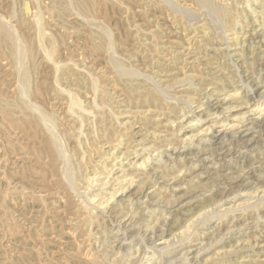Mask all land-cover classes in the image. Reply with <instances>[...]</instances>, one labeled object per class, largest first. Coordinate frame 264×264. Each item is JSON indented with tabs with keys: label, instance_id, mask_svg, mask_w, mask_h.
<instances>
[{
	"label": "rangeland",
	"instance_id": "obj_1",
	"mask_svg": "<svg viewBox=\"0 0 264 264\" xmlns=\"http://www.w3.org/2000/svg\"><path fill=\"white\" fill-rule=\"evenodd\" d=\"M213 2L226 18L209 20L212 13L198 0H0V18L19 39L39 43L27 64L32 88L23 100L20 62L0 39V264H264V0ZM37 15L45 21L40 37L32 25ZM122 69L133 75L118 76ZM91 79L106 94L108 113L99 112L107 119L90 118L84 138L72 141L82 146L73 165L84 157L82 176L88 178L72 182L63 161L55 166L58 176L48 167L44 147L49 139L63 154L72 147L62 139L71 123L67 97L85 101ZM19 98L54 120L30 110L21 116L14 108ZM94 121L111 122L119 133L110 130L102 139L99 131L93 139L100 130L97 124L92 132ZM208 213L211 218L202 220ZM191 221L184 236L175 235L181 229L168 234L170 224L181 228ZM220 250L230 254L205 260Z\"/></svg>",
	"mask_w": 264,
	"mask_h": 264
},
{
	"label": "bare ground",
	"instance_id": "obj_2",
	"mask_svg": "<svg viewBox=\"0 0 264 264\" xmlns=\"http://www.w3.org/2000/svg\"><path fill=\"white\" fill-rule=\"evenodd\" d=\"M34 1V0H33ZM196 1V0H195ZM199 2H200V4L203 6V7H205L207 10H209L210 11V14L212 13V15H211V17H209V20H210V18H212L213 17V15L217 18V19H223V18H226L227 16H228V14L225 12V10L223 9V8H220V7H218L214 2H213V0H198ZM223 1V0H222ZM68 2V1H67ZM194 2V1H193ZM165 3V2H164ZM190 3V2H189ZM218 3V2H217ZM220 3V2H219ZM54 4V3H53ZM222 4V3H221ZM226 4V3H225ZM11 5H12V3H11ZM22 5H23V3H22ZM27 3L25 2L24 3V5L23 6H26L27 7ZM174 5H176V4H174ZM198 5V4H197ZM219 5V4H218ZM224 5V4H223ZM22 6V7H23ZM69 6V5H68ZM177 6V5H176ZM247 6V5H246ZM168 7V6H167ZM188 7V6H187ZM226 7V6H225ZM30 8H32L33 9V7H32V4H31V7ZM42 8V7H41ZM70 8V10H71V7H69ZM178 8V7H177ZM76 9V8H75ZM179 10H178V12L180 11V7L178 8ZM187 9V8H186ZM194 9V8H193ZM192 9V10H193ZM204 9V8H203ZM35 10H37L36 8H35ZM174 10V9H173ZM15 11V10H14ZM29 11V10H28ZM171 11V10H170ZM199 11H201V10H199ZM18 12V11H17ZM51 12V11H50ZM174 12V11H173ZM175 12H177V11H175ZM178 12H177V14H178ZM181 12V11H180ZM207 12V11H206ZM76 13V12H75ZM185 13H187V12H185ZM189 13V12H188ZM187 13V14H188ZM200 13V12H199ZM209 13V12H208ZM9 14H10V12H9ZM37 14V13H36ZM77 14H79V13H77ZM180 14V13H179ZM193 14V13H192ZM196 14V13H195ZM198 14V13H197ZM206 14V13H205ZM181 15V14H180ZM189 15V14H188ZM187 15V16H188ZM207 15V18H208V14H206ZM45 16V15H44ZM70 16V15H69ZM177 16V15H176ZM182 16V15H181ZM199 16H200V14H199ZM36 18L35 19H33L34 20V23L32 24L33 26H34V28L36 29V33H38V36L40 37V35L42 34V25H41V22H43L44 20H42L41 21V17H40V15H37V16H35ZM71 17V16H70ZM77 17H80L79 15L77 16ZM84 17V16H83ZM183 17V16H182ZM240 17V16H239ZM12 18V17H11ZM10 18V19H11ZM32 18H34V17H32ZM44 17H42V19H43ZM49 18V17H48ZM69 18V17H68ZM177 18V17H176ZM197 18V17H196ZM200 18V17H199ZM7 19H9V18H7ZM9 19V20H10ZM72 19V18H71ZM80 19H81V17H80ZM180 19H181V17H180ZM203 19V18H202ZM5 20V19H4ZM4 20L2 19V18H0V39L2 38L3 39V41L6 43V46H7V48H8V51H9V54L12 56V57H15V58H17L18 60H19V62H20V64H19V66H20V71H19V81H20V87H21V89H22V91H23V93H24V98L25 99H23V100H26V98H27V96L31 93V88H32V86H31V78H32V74H31V70H30V68L27 66V64H28V61L30 60V57H31V55L33 56V49H34V47H35V45L37 44H39L37 41H35V42H33V41H31V40H25V39H19V35L16 33L17 31H15V29H13L14 27H12L11 26V24H10V22H7V20H5L6 22H4ZM8 20V21H9ZM32 20V21H33ZM82 21H84L83 19H81ZM182 20H185L184 19V17L182 18ZM193 20V19H192ZM194 20H195V18H194ZM64 21V20H63ZM68 21V20H67ZM91 21H93V19L91 20ZM100 21V20H99ZM187 21V20H186ZM45 22V21H44ZM96 22V21H95ZM179 22V21H178ZM187 22H191L190 20H188ZM186 22V23H187ZM193 22V21H192ZM191 22V23H192ZM209 22H211V21H209ZM213 22H215V18H214V21ZM240 21H238V23H239ZM93 23V22H92ZM237 23V22H236ZM29 24V23H28ZM90 24V23H89ZM96 24V23H95ZM101 24V23H100ZM178 24V23H177ZM190 24V23H189ZM247 24V23H246ZM23 25V24H22ZM215 25L216 26H218L216 23H215ZM28 26V25H27ZM43 28H44V25H43ZM218 28H220V27H218ZM23 29V28H22ZM88 29H90V28H88ZM207 29V28H206ZM221 29V28H220ZM54 30V29H53ZM60 30V29H59ZM216 30V29H215ZM215 30H214V32H215ZM222 30V29H221ZM187 31V30H186ZM218 31H219V29H218ZM226 31V30H225ZM46 32V31H45ZM65 32V31H64ZM91 32V31H90ZM100 32H102V31H100ZM111 32V31H110ZM223 32V31H222ZM60 33V32H59ZM210 33V32H209ZM227 33V32H226ZM23 34V33H22ZM47 34V33H46ZM50 34V33H49ZM99 34V33H98ZM219 34H220V32H219ZM222 34V36L224 35L223 33H221ZM37 35V34H36ZM103 35H105V34H103ZM235 35V34H234ZM32 36V35H31ZM60 36V35H59ZM215 36V35H214ZM37 37V36H36ZM67 37V36H66ZM107 37L108 36H106V39H107ZM221 38H224V37H221ZM90 39V38H89ZM225 39V38H224ZM237 39V41H238V38H236ZM35 40H37L36 38H35ZM62 42V41H61ZM192 42V41H191ZM225 42V41H224ZM93 43V42H92ZM226 43V42H225ZM224 43V44H225ZM94 44V43H93ZM106 44V43H105ZM112 44H113V42H112ZM106 45H108V44H106ZM39 46V45H38ZM53 46H54V44H53ZM102 46V45H101ZM82 47V46H81ZM107 47V49H109L108 47H110L109 45L108 46H106ZM51 48H52V45H51ZM40 49V48H39ZM71 49V48H70ZM226 49V48H225ZM230 49V48H229ZM49 50V49H48ZM53 50V49H52ZM62 50V49H61ZM113 50V49H112ZM156 50V49H155ZM41 51V50H40ZM45 51V50H44ZM81 51V50H80ZM84 51V50H83ZM104 51H105V49H104ZM108 51V50H107ZM111 50H109V52H110ZM157 52V51H156ZM35 53H36V50H35ZM58 53V52H57ZM224 53V52H223ZM225 53H226V51H225ZM48 55V53H46L45 52V55ZM64 54V53H63ZM75 53H73V55H74ZM111 55H112V52L110 53ZM44 55V56H45ZM93 55V54H92ZM159 55V54H158ZM40 56V55H39ZM43 56V57H44ZM50 56V55H49ZM49 56H47V59L49 58V60L51 59ZM83 56V55H82ZM82 56H81V58H82ZM157 56V55H156ZM226 56V55H225ZM52 57V56H51ZM115 57V56H114ZM119 57V56H118ZM47 59H44V60H47ZM116 59V58H115ZM73 60V59H72ZM57 61H59V60H57ZM113 61V60H112ZM231 61V60H230ZM36 62V61H35ZM50 62H51V60H50ZM56 62V61H55ZM128 62V61H127ZM17 63V62H16ZM37 63V62H36ZM53 63V62H52ZM66 63V62H65ZM18 64V63H17ZM16 64V65H17ZM55 64H58V63H54V64H52V65H54L55 66ZM60 64V63H59ZM64 64V63H63ZM71 64V63H70ZM110 64V63H109ZM11 65V64H10ZM51 65V66H52ZM69 65V64H68ZM57 66V65H56ZM65 66H67V65H65ZM72 66H74V65H72ZM84 66V65H83ZM50 67V66H49ZM105 67H106V65H105ZM54 68V67H53ZM53 68H52V70H53ZM58 68V67H57ZM61 68V67H60ZM99 68V67H98ZM103 68H104V66H103ZM108 68V67H107ZM19 69V68H18ZM31 69H34V67L33 68H31ZM55 69V68H54ZM74 69H75V67H74ZM81 68H79V70H80ZM120 69V68H119ZM132 69H134L135 70V68H132ZM111 70H112V68H111ZM15 71H16V69H15ZM34 71V70H33ZM68 71V70H67ZM83 71V70H82ZM98 71V70H97ZM99 71H101V69L99 70ZM130 71H131V69H130ZM128 69L126 70H124V69H122V70H120L119 71V75H118V73H117V75L118 76H125V77H129V76H132L133 74L130 72ZM136 72L138 71L137 69L135 70ZM54 72V71H53ZM87 72H89V71H87ZM132 72H134V71H132ZM86 73V72H85ZM100 73V72H99ZM104 73V72H103ZM107 73V72H106ZM115 73V72H114ZM54 74H56L55 72H54ZM91 74V73H90ZM98 74V73H97ZM81 75V74H80ZM85 75V74H84ZM87 76H88V74H86ZM101 75H103V74H101ZM106 75V74H105ZM108 75V74H107ZM143 75V74H142ZM235 75V74H234ZM90 76V75H89ZM93 76V75H92ZM104 76V75H103ZM112 76V75H111ZM52 77V76H51ZM62 77V76H61ZM99 77V76H98ZM101 77V76H100ZM107 77V76H106ZM109 77H110V75H109ZM141 77V76H140ZM149 77V76H148ZM236 77V76H235ZM147 78V77H146ZM16 79V78H15ZM84 79V78H83ZM88 79H89V77H88ZM99 79V78H98ZM129 79V78H128ZM39 80V79H38ZM81 80V79H80ZM96 80V79H95ZM95 80H93V79H91V81H90V83H89V85L87 86V90H86V94H84L85 96H84V99H85V101H86V99H88L89 100V102H88V104H89V108L87 109L85 106H84V104H85V101L84 100H81V98L77 95V94H70L69 95V97H67V101H68V111L66 110V112H68L67 114H69L70 115V113H72L71 114V117L69 116V119L71 120V123H69L70 124V127L68 126V123H66L67 124V126L66 127H68L69 128V130L67 129V131H66V133L64 132V134H63V136H62V134H61V136H62V139H63V141H65V142H69L70 143V145L72 146V147H68V150H66V152H64L65 150H62L63 148H61V150L64 152V154L60 151V147L62 146H59L58 145V142H55L54 140H52V139H49V140H47L46 141V143H45V147H44V150H45V153L47 154V157H48V161H47V165H48V167H50V168H52V171H53V173L56 175V176H58L57 175V172H56V169H55V166L58 164V162H59V164L61 163L62 164V161H63V167L65 166L66 168H67V170H66V174L68 175V176H70L69 178L71 179V181L73 182V180L74 181H77V180H80V181H82L83 182V180L84 179H88V178H86V177H84V176H82V167H81V162H82V160H83V158L84 157H81V160H78V161H76V168H75V165H73V160L75 159L74 157H76V156H78L77 155V151H78V147H82L81 146V143H79V146H78V144L76 145H73L72 143V141L73 140H75V142H76V136H81L82 135V137L84 138V136H83V133L84 132H82L81 131V129H82V127H88V126H90L89 124H88V121L89 120H91V119H96L98 116L100 117L99 119H101L102 118V122H106L105 120L107 119L106 117H104V112H102V113H100L99 111H102L103 109H107L106 107H105V105H103L104 104V102H105V95L106 94H104L103 93V91H101V94L103 93L104 94V96L102 95H100V88H99V86H98V84H97V81H95ZM104 80V79H103ZM41 81V80H40ZM73 81V80H72ZM129 81V80H128ZM251 81V80H250ZM15 82V81H14ZM47 82V81H46ZM53 82H55V81H53ZM53 82H52V84H53ZM86 82V81H85ZM145 82V81H144ZM3 83V82H2ZM42 83V82H41ZM83 83V82H82ZM100 83V82H99ZM110 83V82H109ZM149 83H150V81H149ZM37 84V83H36ZM80 84V83H79ZM153 86H154V81H153ZM179 84V83H178ZM188 84V83H187ZM1 85V84H0ZM38 85H40V84H38ZM55 85V84H54ZM53 85V86H54ZM112 85V84H111ZM110 85V86H111ZM133 85V84H132ZM137 85V84H136ZM150 85V84H149ZM4 86V85H3ZM56 86V85H55ZM1 87V86H0ZM15 88H16V84H15V86H14ZM18 87V86H17ZM56 87H58V86H56ZM107 87V86H106ZM114 87V86H113ZM116 87V86H115ZM132 87V86H131ZM136 87V86H135ZM146 87V86H145ZM247 87V86H246ZM250 87V86H249ZM253 87V86H252ZM39 88V87H38ZM59 88V87H58ZM61 89L63 88V87H60ZM111 88V87H110ZM20 89V88H19ZM36 89V88H35ZM60 89V91L62 92L63 91V89L61 90ZM67 89V88H66ZM152 89V88H151ZM155 89V88H154ZM159 89V88H158ZM249 89V88H248ZM248 89H246V90H248ZM6 90H7V87H6ZM16 91H17V89H15ZM109 90V89H108ZM113 90V89H112ZM114 90H115V88H114ZM157 90V89H156ZM161 90H163V89H161ZM165 90V89H164ZM238 90V89H237ZM250 90V89H249ZM21 91V90H20ZM22 91H21V93H22ZM65 91V90H64ZM118 91H119V88H118ZM148 91V90H147ZM13 92V91H12ZM18 92V91H17ZM56 92H57V90H56ZM111 92V91H110ZM130 92V91H129ZM159 92V91H158ZM163 92V91H162ZM76 93V92H75ZM120 93V92H119ZM152 93V92H151ZM157 93V92H156ZM238 93H240V92H238ZM18 94V93H17ZM50 94V93H49ZM63 94H64V92H63ZM67 94V93H66ZM233 94V96L236 94V93H232ZM231 94V95H232ZM22 95H21V100H22ZM62 95V94H61ZM111 95V94H110ZM114 95V94H113ZM119 95V94H118ZM160 95V94H159ZM19 96V95H18ZM17 96V97H18ZM108 96V95H107ZM156 96V95H155ZM229 96V95H228ZM252 96V95H251ZM53 97V96H52ZM231 97V96H230ZM11 98V97H10ZM63 98V97H62ZM114 98V97H113ZM136 98H137V96H136ZM166 98H168L167 97V95H166ZM165 98V99H166ZM170 98V97H169ZM168 98V99H169ZM2 100V99H1ZM140 100V99H139ZM163 100V99H162ZM167 100V99H166ZM173 102H174V98L173 99H171ZM255 100V99H254ZM4 101V100H3ZM36 101V100H35ZM110 101V100H109ZM142 101V100H141ZM2 102V101H1ZM28 102H30V101H28ZM32 102V101H31ZM64 102V101H63ZM255 102V101H254ZM65 103V102H64ZM140 103V102H139ZM65 104H67V103H65ZM264 104V103H263ZM28 104H25L24 102H22V101H20V98H19V102H17L16 103V106L14 107L15 109H19L18 111L22 114L21 116H23V115H25V110H30L31 112H37L38 114H40V116L41 117H43L44 119L46 118L47 120H49L50 122H52V120H54V118H52V116L50 115V114H47V113H44L40 108H39V106L38 105H36V104H33V105H31V103H30V105H29V107L27 106ZM51 105V104H50ZM59 105V104H58ZM87 105V104H86ZM118 105V104H117ZM6 106V105H5ZM11 107V106H10ZM140 107V106H139ZM143 107V106H142ZM251 107V106H250ZM51 108V107H50ZM53 108V107H52ZM121 108V107H120ZM1 109V108H0ZM3 109V108H2ZM255 109V108H254ZM65 110H63V112L65 111ZM108 110V109H107ZM106 110V111H107ZM256 110V109H255ZM258 110H259V108H258ZM6 111V110H5ZM49 111H51V110H49ZM74 111H76V112H74ZM263 111V110H262ZM3 112V111H2ZM7 112V111H6ZM66 112H64V113H66ZM158 112V111H157ZM252 112H253V110H252ZM255 112V111H254ZM5 113V112H4ZM3 113V114H4ZM13 113V112H12ZM18 113V112H17ZM63 113V114H64ZM107 113H108V111H107ZM261 113V112H260ZM192 114V113H191ZM54 115V114H53ZM108 115V114H107ZM138 115V114H137ZM136 115V116H137ZM259 115V114H258ZM4 116V115H3ZM64 116V115H63ZM74 116H76V118L74 117ZM89 116V117H88ZM112 116V115H111ZM193 116V115H192ZM8 117V116H7ZM37 117V116H36ZM35 117V118H36ZM57 117V116H56ZM86 117H87V119H86ZM110 117V116H109ZM114 117V116H113ZM257 117V116H256ZM25 118V117H24ZM59 118H60V116H59ZM91 118V119H90ZM258 118V117H257ZM68 119V118H67ZM68 119V120H69ZM127 119V118H126ZM131 119V118H130ZM9 120V119H8ZM17 120V119H16ZM65 120V119H64ZM109 120V119H108ZM115 120H116V118H115ZM232 120V119H231ZM46 121V120H45ZM98 121V120H97ZM200 121H202V119L200 120ZM38 122V121H37ZM40 122V121H39ZM49 122V123H50ZM55 122V121H54ZM53 122V123H54ZM62 122H63V120H62ZM108 122V121H107ZM194 122V121H193ZM28 123H30V122H28ZM63 123H65V122H63ZM93 123V122H92ZM188 123V122H187ZM190 123V122H189ZM206 123V122H205ZM204 123V124H205ZM244 123V122H243ZM46 124H48L47 122H46ZM97 124H100V130H97L96 129V131L94 130V128H96L97 127ZM104 123H97V122H95L94 121V124H92V127H91V129H92V132H94L95 131V133H96V136H94L93 135V133H92V135L94 136L93 137V139H95V138H97V137H99V136H97V133L99 132V131H101L102 133H101V138L103 139V138H105V137H107L106 135H108L109 134V132H110V130H112V136L113 135H115V134H117V133H119V131H117L116 132V130H114V125L113 124H111V122L110 123H107V125L109 126L108 128H109V130H108V128H106V126L107 125H105L104 124V126H102ZM115 124H116V122H115ZM41 125V124H40ZM118 126H120V127H123L124 126V123L122 124V123H118L117 124ZM127 125V124H126ZM206 125V124H205ZM23 126V125H22ZM42 126L44 127V124L42 123ZM41 126V127H42ZM46 126V125H45ZM54 126V125H53ZM53 126L51 127V128H53ZM65 126V125H64ZM131 126V125H130ZM29 127V126H28ZM42 127V128H43ZM20 128V127H19ZM25 128V127H24ZM47 128V127H46ZM55 128V127H54ZM60 128H61V126H60ZM116 128H117V126H116ZM30 129V128H29ZM44 129L45 128H43V131H44ZM62 129V128H61ZM74 129L75 130H78V134H76V133H74L73 131H74ZM99 129V128H98ZM130 129V128H129ZM231 129V128H230ZM259 129V128H258ZM52 130H57V129H52ZM209 130V129H208ZM226 130V129H225ZM243 130V129H242ZM30 131V130H29ZM200 131V130H199ZM49 132H50V130H49ZM55 132V131H54ZM16 133H18V132H16ZM45 134V133H44ZM49 134H51V132L49 133ZM48 134V135H49ZM100 134V133H99ZM52 135V134H51ZM88 135V134H87ZM15 136V135H14ZM39 136V135H38ZM50 136V135H49ZM109 137V136H108ZM28 138V137H27ZM54 138V137H53ZM56 138V137H55ZM81 138V137H80ZM118 138V137H117ZM154 138V137H153ZM116 139V138H115ZM134 139V138H133ZM202 139V138H201ZM42 140V139H41ZM20 141V140H19ZM25 141V140H24ZM31 141V140H30ZM36 141V140H35ZM56 141H58V140H56ZM83 141V140H82ZM86 141V140H85ZM91 141V140H90ZM96 141V140H95ZM95 141H93L94 143H95ZM103 141V140H102ZM120 141V140H119ZM241 141V140H240ZM255 141V140H254ZM22 142V141H21ZM26 142V141H25ZM59 142H60V144H61V139L59 140ZM79 142V141H78ZM101 142V141H100ZM144 142V141H143ZM38 143V142H37ZM83 143H84V141H83ZM88 143V142H87ZM142 143V142H141ZM62 144H64V143H62ZM27 145V144H26ZM37 145V144H36ZM97 145V144H96ZM120 145V144H119ZM29 146V145H28ZM98 146H99V144H98ZM234 146V145H233ZM102 147V146H101ZM145 147V146H144ZM17 148V147H16ZM29 148V147H28ZM27 148V149H28ZM23 149V148H22ZM36 148H34V150H35ZM86 149V148H85ZM101 149V148H100ZM99 149V150H100ZM113 149V148H112ZM130 149V148H129ZM145 149V148H144ZM180 149V148H179ZM26 150V149H25ZM131 150H132V148H131ZM20 151V150H19ZM37 151V150H36ZM40 151V150H39ZM102 151V150H101ZM126 151H128V149H126ZM125 151V152H126ZM176 151V150H175ZM14 152V151H13ZM26 152V151H25ZM82 153H81V155L83 154H86V152L84 151H81ZM92 152V151H91ZM178 152V151H177ZM39 153V152H38ZM44 153V152H43ZM4 154V153H3ZM13 154V153H12ZM15 154V153H14ZM96 154V153H95ZM113 154V153H112ZM36 155V154H35ZM123 155H125V153L123 154ZM148 155V154H147ZM3 156V155H2ZM80 156V155H79ZM5 158H6V156H5ZM79 158V157H78ZM168 158H169V156H168ZM7 159V158H6ZM23 159V158H22ZM80 159V158H79ZM108 159V158H107ZM126 159V158H125ZM4 160V159H3ZM32 161V160H31ZM31 161H30V163H31ZM159 161V160H158ZM29 162V161H28ZM10 163V162H9ZM91 164V163H90ZM142 164V163H141ZM26 165H28V164H26ZM142 165H145V163H143ZM45 166V165H44ZM33 167V166H32ZM58 167V166H57ZM61 167H62V165H61ZM64 167V168H65ZM106 167V166H105ZM139 167V166H138ZM42 168V167H41ZM47 168V167H46ZM63 168V169H64ZM65 168V169H66ZM91 168V167H90ZM106 168H108V167H106ZM113 168V167H112ZM36 169V168H35ZM38 169V168H37ZM58 169H59V167H58ZM62 169V170H63ZM60 170H61V168H60ZM61 170V171H62ZM142 170V169H141ZM8 172H9V170H7ZM37 171H39V170H37ZM105 171H106V169H105ZM104 171V172H105ZM15 172V171H14ZM26 172V171H25ZM111 172V171H110ZM40 173V172H39ZM62 173V172H61ZM63 173H64V171H63ZM4 174V173H3ZM2 174V175H3ZM28 174V173H27ZM49 174V173H48ZM59 174H60V171H59ZM96 174V173H95ZM109 175V174H108ZM137 175V174H136ZM149 175V174H148ZM18 176V175H17ZM49 176V175H48ZM51 176V175H50ZM147 176V175H146ZM2 177V176H1ZM4 177V176H3ZM19 177V176H18ZM36 177V176H35ZM88 177V176H87ZM23 178V177H22ZM38 178H39V176H38ZM59 178H64V177H61V174H60V177ZM78 178V179H77ZM125 178V177H124ZM127 178V177H126ZM125 178V179H126ZM28 179V178H27ZM50 179V178H49ZM49 179H47V180H49ZM56 179V178H55ZM77 179V180H76ZM132 179H133V177H132ZM11 180V179H10ZM31 180V179H30ZM68 180V179H67ZM132 181V180H131ZM14 182V181H13ZM88 183H89V181H87ZM54 183V182H53ZM30 184V183H29ZM58 184L61 186V182H60V180H58ZM63 184V183H62ZM65 184V183H64ZM73 184V183H72ZM129 185V187H131L130 186V184L131 183H128ZM7 185V184H6ZM8 185H9V183H8ZM66 185V184H65ZM77 185H79V184H77ZM92 185V184H91ZM11 186V185H10ZM41 186V185H40ZM67 186V185H66ZM65 186V187H66ZM73 186V185H72ZM21 187V186H20ZM53 187H54V184H53ZM91 187V186H90ZM242 187V186H241ZM23 189H24V187H22ZM42 188V187H41ZM92 188V187H91ZM44 189V188H43ZM47 189H49V188H47ZM46 189V190H47ZM53 189V188H52ZM66 189V188H65ZM67 189H68V187H67ZM127 189V188H126ZM6 190H8V189H6ZM55 190V189H54ZM69 190V189H68ZM2 191H3V189H2ZM5 191V190H4ZM29 191V190H28ZM48 191V190H47ZM46 191V192H47ZM73 191V190H72ZM75 191V190H74ZM98 191V190H97ZM143 191V190H142ZM6 192V191H5ZM30 192V191H29ZM45 192V191H44ZM64 192H66V191H64ZM125 192V191H124ZM33 193V192H32ZM31 193V194H32ZM38 193V192H37ZM43 193V192H42ZM63 193V192H62ZM74 193V192H73ZM7 194V193H6ZM15 194V193H14ZM27 194V193H26ZM36 194V193H35ZM72 194V193H71ZM99 194V193H98ZM242 194V193H241ZM3 195V194H2ZM4 195H5V193H4ZM3 195V196H4ZM29 195V194H28ZM63 195V194H62ZM78 195V194H77ZM97 195V194H96ZM111 195V194H110ZM7 196V195H6ZM5 196V197H6ZM21 196V195H20ZM23 196V195H22ZM35 196V195H34ZM56 196H58V195H56ZM64 196V195H63ZM70 196V195H69ZM74 196V195H73ZM112 196V195H111ZM113 196H114V194H113ZM72 197V196H71ZM81 197V196H80ZM79 197V198H80ZM14 198V197H13ZM40 199H41V197H39ZM55 198V197H54ZM64 198V197H63ZM96 198H97V196H96ZM111 198V197H110ZM109 198V199H110ZM263 198V197H262ZM261 198V199H262ZM4 199V198H3ZM21 199V198H20ZM52 199V198H51ZM60 199V198H59ZM89 199H91V198H89ZM259 199V198H258ZM264 199V198H263ZM8 200V199H7ZM68 200V199H67ZM210 200V199H209ZM4 201V200H3ZM232 201V200H231ZM259 201V200H258ZM7 202H10V201H7ZM12 202V201H11ZM31 202V201H30ZM55 202V201H54ZM62 202V201H61ZM210 201H208V203H209ZM110 203V202H109ZM211 203V202H210ZM214 203V202H213ZM54 204V203H53ZM63 204V203H62ZM75 204H76V202H75ZM92 204V203H91ZM98 204H100L99 202H98ZM250 204V203H249ZM12 205H14V203H12ZM17 205V204H16ZM93 205H94V203H93ZM102 205V204H101ZM150 205V204H149ZM75 206V205H74ZM89 206H91V205H89ZM252 206V205H251ZM250 206V207H251ZM85 207V206H84ZM131 207H132V205H131ZM203 207V206H202ZM201 207V208H202ZM214 207V206H213ZM235 207V206H234ZM39 208H40V206H39ZM200 208V209H201ZM253 208V207H252ZM59 209V208H58ZM97 209V208H96ZM132 209V208H131ZM149 209H150V207H149ZM205 209V208H204ZM209 209V208H208ZM236 209V208H235ZM234 209V210H235ZM238 209V208H237ZM241 209V208H240ZM31 210V209H30ZM60 210V209H59ZM147 210V209H146ZM153 210V209H152ZM256 210V209H255ZM3 211H5V210H3ZM93 211V210H92ZM206 211V210H205ZM233 211V210H232ZM8 212V211H7ZM14 212V211H13ZM47 212V211H46ZM86 212V211H85ZM104 212V211H103ZM229 212V211H228ZM228 212H226V215H227V213ZM231 212V211H230ZM234 212V211H233ZM233 212H231V213H233ZM26 213V212H25ZM62 213V212H61ZM87 213V212H86ZM28 215H29V212H28ZM58 215H59V213H58ZM104 215H105V213H104ZM197 215H199V213L197 214ZM220 215H221V213H220ZM11 216V215H10ZM35 216V215H34ZM81 216V215H80ZM97 216V215H96ZM103 216V215H102ZM202 216V214H200V217ZM213 216V215H212ZM218 216V215H217ZM12 217H14V216H12ZM25 217V216H24ZM88 217V216H87ZM205 217H207L208 219H210L211 218V214H207V215H205V216H203V218H202V220L205 218ZM210 217V218H209ZM216 217V216H215ZM17 218V217H16ZM207 218H205V219H207ZM219 218V217H218ZM231 218V217H230ZM9 219V218H8ZM36 219V218H35ZM47 219V218H46ZM43 220V219H42ZM53 220V219H52ZM78 220H79V218H78ZM178 220V219H177ZM187 220V219H186ZM201 220V221H202ZM216 220H218V219H216ZM215 220V221H216ZM3 221V220H2ZM12 221H13V219H12ZM97 221V220H96ZM130 221V220H129ZM175 221V220H174ZM7 222V221H6ZM9 222V221H8ZM14 222V221H13ZM47 222H48V220H47ZM90 222V221H89ZM116 222V221H115ZM194 222V221H193ZM200 222V221H199ZM208 222V221H207ZM24 223V222H23ZM95 223V222H94ZM186 223V222H185ZM184 223V224H185ZM192 223V221L191 222H189L186 226H184V227H182V225H181V228H180V226L179 225H174V226H172L171 224H170V226H169V231H167L168 232V234L169 235H171V229H172V231L173 230H175V231H177L178 229H181L180 230V232H178L177 234H175V235H177V236H184L186 233H187V231H188V229H189V225ZM212 223V222H211ZM5 224V223H4ZM14 224V223H13ZM42 224V223H41ZM91 224V223H90ZM118 224V223H117ZM120 224V223H119ZM176 224V223H175ZM178 224V223H177ZM206 224V223H205ZM8 225H9V223H8ZM53 225V224H52ZM135 225V224H134ZM133 225V226H134ZM140 225V224H139ZM7 226V225H6ZM5 226V227H6ZM10 226V225H9ZM16 226V225H15ZM27 226V225H26ZM118 226H120V225H118ZM172 226V227H171ZM2 227H3V225H2ZM18 227V226H17ZM23 227V226H22ZM28 227L29 226H27V229H28ZM89 227V226H88ZM90 227H91V225H90ZM89 227V228H90ZM112 227V226H111ZM126 227V226H125ZM233 227V226H232ZM135 228V227H134ZM138 228V227H137ZM10 230H11V228H9ZM166 229V228H165ZM214 229V228H213ZM9 230V231H10ZM39 230V229H38ZM135 230H137V229H135ZM76 231V230H75ZM103 231V230H102ZM179 231V230H178ZM35 232V231H34ZM51 232V231H50ZM118 232V231H117ZM123 232V231H122ZM139 232V231H138ZM146 232V231H145ZM144 232V233H145ZM194 232V231H193ZM192 232V233H193ZM214 232V231H213ZM221 232V231H220ZM237 232V231H236ZM10 233H11V231H10ZM25 233H26V231H25ZM52 233V232H51ZM90 233V232H89ZM119 233V232H118ZM131 233H133V232H131ZM143 233V232H142ZM195 233V232H194ZM12 234H13V232H12ZM21 234V233H20ZM91 234V233H90ZM166 234V233H165ZM37 235V234H36ZM135 235V234H134ZM137 235V234H136ZM146 235V234H145ZM191 235V234H190ZM2 236V235H1ZM12 236V235H11ZM39 236V235H38ZM123 236H124V234H123ZM138 236V235H137ZM177 236H174V237H177ZM192 236V235H191ZM260 236V235H259ZM88 237H90V236H88ZM121 237V236H120ZM136 237V236H135ZM170 237V236H169ZM173 237V236H172ZM28 238V237H27ZM37 238V237H36ZM134 238V237H133ZM137 238V237H136ZM188 238V237H187ZM189 238H190V236H189ZM216 238V237H215ZM19 239V238H18ZM159 239V238H158ZM217 239V238H216ZM253 239V238H252ZM255 239V238H254ZM30 240V239H29ZM110 240V239H109ZM113 240V239H112ZM131 240V239H130ZM129 240V241H130ZM156 240V239H155ZM167 240V239H166ZM186 241L188 240V239H185ZM24 241V240H23ZM140 241V240H139ZM226 241V240H225ZM248 241V240H247ZM120 242V241H119ZM131 242V241H130ZM161 241H159L158 243H160ZM185 242V241H184ZM183 242V243H184ZM207 242V241H206ZM245 242H246V240H245ZM249 242H250V239H249ZM25 243H26V241H25ZM106 243V242H105ZM238 243V242H237ZM247 243V242H246ZM246 243H244V244H246ZM43 244V243H42ZM48 244V243H47ZM107 244V243H106ZM231 244V243H230ZM243 243H242V245H244ZM140 245H141V243H140ZM182 245V244H181ZM234 245V244H233ZM232 245V246H233ZM236 245H238V244H236ZM241 245V246H242ZM23 246V245H22ZM24 246H26V245H24ZM120 246V245H119ZM118 246V247H119ZM145 246V245H144ZM143 246V247H144ZM229 246V245H228ZM240 246V247H241ZM245 247H247V245H244ZM105 247V246H104ZM225 247V246H224ZM252 247H253V245H252ZM29 248V247H28ZM96 248V247H95ZM163 248H165V247H163ZM170 249L171 248H174V247H169ZM231 248V247H230ZM255 248V247H254ZM31 249V248H30ZM146 249V248H145ZM150 249V248H149ZM161 249V248H160ZM159 249V250H160ZM178 249V248H177ZM217 249V248H216ZM216 249H214L215 251H216ZM227 249V248H226ZM229 249V248H228ZM247 249V248H246ZM246 249L244 250V252L246 251ZM258 249V248H257ZM263 249V248H262ZM15 250V249H14ZM34 250V249H33ZM33 250H31V251H33ZM117 250V249H116ZM144 250V249H143ZM151 250V249H150ZM162 251L164 250V249H161ZM166 251L168 250V249H165ZM213 250V251H214ZM233 250V249H232ZM249 250V249H248ZM256 250V249H255ZM118 251H120V250H118ZM117 251V252H118ZM138 251V250H137ZM152 251H154V250H152ZM152 251H151V253H152ZM241 251V250H240ZM243 251V250H242ZM250 251H252V249L250 250ZM254 251V250H253ZM263 251V250H262ZM15 252V251H14ZM36 252V251H35ZM39 252V251H38ZM37 252V253H38ZM158 252V251H157ZM160 252L161 251H159V255H160ZM174 252V251H173ZM249 252V251H248ZM254 252H256V251H254ZM258 252V251H257ZM154 253V252H153ZM155 253H156V251H155ZM175 253V252H174ZM241 253V252H240ZM243 253V252H242ZM246 253V252H245ZM252 253V252H251ZM259 253V252H258ZM18 254V253H17ZM23 254V253H22ZM40 254V253H39ZM116 254V253H115ZM125 254V253H124ZM127 254V253H126ZM158 254V253H157ZM213 254V253H212ZM227 254H230V250L228 251H217L214 255H213V257L212 258H209V259H205L207 262H209L210 263V261H213V260H215V261H219V260H222V259H225V258H222L224 255H227ZM257 254V253H256ZM261 254H263V253H261ZM10 255V254H9ZM46 255V254H45ZM155 255V254H154ZM243 255V254H242ZM247 255H249V254H247ZM254 255H255V253H254ZM259 255V254H258ZM21 256V255H20ZM67 256V255H66ZM142 256V255H141ZM212 256V255H211ZM231 256V255H230ZM241 256V255H240ZM245 256H246V254H245ZM17 257V256H16ZM40 257H41V255H40ZM122 257H124V256H122ZM181 257V256H180ZM249 257V256H248ZM257 257V256H256ZM127 258V257H126ZM129 258V257H128ZM227 258V257H226ZM246 258V257H245ZM244 258V259H245ZM252 258V257H251ZM65 259V258H64ZM160 259V258H159ZM165 259V258H164ZM237 259V258H236ZM257 259V258H256ZM12 260H14V259H12ZM16 260V259H15ZM62 260V259H61ZM152 260V259H151ZM235 260V259H234ZM233 260V261H234ZM247 260V259H246ZM68 261V260H67ZM98 261V260H97ZM144 261V260H143ZM154 261V260H153ZM160 261V260H159ZM158 261V262H159ZM171 261V260H170ZM205 261V262H206ZM228 261V260H227ZM236 262H238L237 260H235ZM241 261V260H240ZM252 261V260H251ZM52 262V261H51ZM125 262H127V261H125ZM147 262V261H146ZM203 262V261H202ZM204 262V263H205ZM214 262V261H213ZM211 263V264H215V263ZM223 262V261H222ZM224 262H225V260H224ZM246 262H248V261H246ZM136 263V262H135ZM166 263V262H165ZM164 263V264H165ZM168 263V262H167ZM230 263V262H229ZM253 263H255V262H253ZM64 264V263H63ZM74 264V263H73ZM91 264V263H90ZM99 264V263H98ZM159 264V263H158ZM162 264V263H161ZM202 264V263H201ZM231 264V263H230ZM233 264H235V262L233 263Z\"/></svg>",
	"mask_w": 264,
	"mask_h": 264
}]
</instances>
